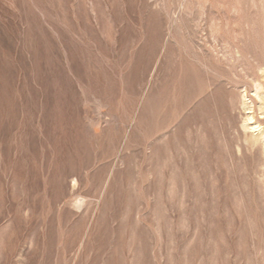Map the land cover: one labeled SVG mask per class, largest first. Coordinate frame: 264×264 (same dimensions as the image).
I'll use <instances>...</instances> for the list:
<instances>
[{
  "label": "rangeland",
  "instance_id": "374dc122",
  "mask_svg": "<svg viewBox=\"0 0 264 264\" xmlns=\"http://www.w3.org/2000/svg\"><path fill=\"white\" fill-rule=\"evenodd\" d=\"M0 264H264V0H0Z\"/></svg>",
  "mask_w": 264,
  "mask_h": 264
},
{
  "label": "bare ground",
  "instance_id": "6f19581e",
  "mask_svg": "<svg viewBox=\"0 0 264 264\" xmlns=\"http://www.w3.org/2000/svg\"><path fill=\"white\" fill-rule=\"evenodd\" d=\"M249 119V118H248ZM250 120V119H249ZM245 123V122H244ZM255 126V125H254ZM254 128V127H253ZM255 129H257V126H256V128Z\"/></svg>",
  "mask_w": 264,
  "mask_h": 264
}]
</instances>
